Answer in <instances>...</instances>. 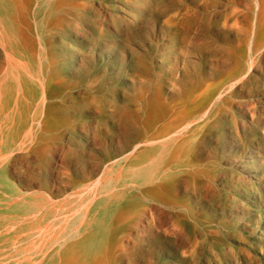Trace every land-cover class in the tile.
I'll return each mask as SVG.
<instances>
[{
	"label": "rangeland",
	"instance_id": "1",
	"mask_svg": "<svg viewBox=\"0 0 264 264\" xmlns=\"http://www.w3.org/2000/svg\"><path fill=\"white\" fill-rule=\"evenodd\" d=\"M0 264H264V0H0Z\"/></svg>",
	"mask_w": 264,
	"mask_h": 264
},
{
	"label": "bare ground",
	"instance_id": "2",
	"mask_svg": "<svg viewBox=\"0 0 264 264\" xmlns=\"http://www.w3.org/2000/svg\"><path fill=\"white\" fill-rule=\"evenodd\" d=\"M2 36V35H1ZM152 141V140H151ZM120 188H122V186L120 187ZM111 191V190H110ZM103 194H105V193H103ZM102 194V195H103ZM78 206V205H77ZM79 207H81V206H79ZM80 210V209H79ZM57 213V212H56ZM59 226V225H58ZM55 230V229H54ZM41 241V240H40ZM46 242V241H45ZM42 245H44V243L42 244ZM4 262V261H3Z\"/></svg>",
	"mask_w": 264,
	"mask_h": 264
}]
</instances>
